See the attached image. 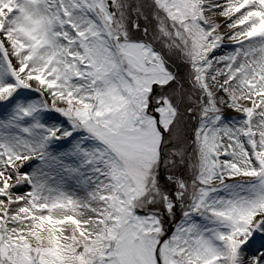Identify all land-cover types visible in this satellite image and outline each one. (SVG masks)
<instances>
[{
  "label": "snow or ice",
  "instance_id": "obj_1",
  "mask_svg": "<svg viewBox=\"0 0 264 264\" xmlns=\"http://www.w3.org/2000/svg\"><path fill=\"white\" fill-rule=\"evenodd\" d=\"M0 264H264V0H0Z\"/></svg>",
  "mask_w": 264,
  "mask_h": 264
},
{
  "label": "rangeland",
  "instance_id": "obj_2",
  "mask_svg": "<svg viewBox=\"0 0 264 264\" xmlns=\"http://www.w3.org/2000/svg\"><path fill=\"white\" fill-rule=\"evenodd\" d=\"M230 44H231L230 41H228V40L224 41V45H230ZM232 51H233V48L231 46L223 47L222 50H219V51L216 52V55H218V56L219 55H224V54L230 53ZM234 114H236V113L232 112L229 109H225V115L231 117V116H234ZM22 190L26 191L27 189H22Z\"/></svg>",
  "mask_w": 264,
  "mask_h": 264
},
{
  "label": "bare ground",
  "instance_id": "obj_3",
  "mask_svg": "<svg viewBox=\"0 0 264 264\" xmlns=\"http://www.w3.org/2000/svg\"><path fill=\"white\" fill-rule=\"evenodd\" d=\"M236 114H234V116H235Z\"/></svg>",
  "mask_w": 264,
  "mask_h": 264
}]
</instances>
